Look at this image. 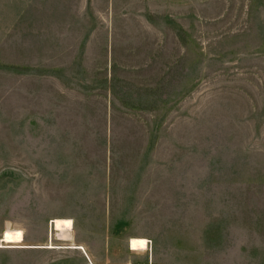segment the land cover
Returning a JSON list of instances; mask_svg holds the SVG:
<instances>
[{
	"label": "rangeland",
	"instance_id": "1",
	"mask_svg": "<svg viewBox=\"0 0 264 264\" xmlns=\"http://www.w3.org/2000/svg\"><path fill=\"white\" fill-rule=\"evenodd\" d=\"M55 217L0 264H264V0H0V241Z\"/></svg>",
	"mask_w": 264,
	"mask_h": 264
},
{
	"label": "bare ground",
	"instance_id": "2",
	"mask_svg": "<svg viewBox=\"0 0 264 264\" xmlns=\"http://www.w3.org/2000/svg\"><path fill=\"white\" fill-rule=\"evenodd\" d=\"M74 228V223L71 218L68 217H55L52 220V233L51 239L46 244H28L25 242V232L21 228H6L1 236L2 244L0 247H24V248H53L59 246L55 244L53 238V231H61V235L65 238L70 236L71 231ZM50 237V235H49ZM70 248L84 249L83 245L70 242L68 245ZM149 247V238L145 236H132L129 240V248L131 250L144 251ZM131 264V263H128ZM153 264V263H151Z\"/></svg>",
	"mask_w": 264,
	"mask_h": 264
},
{
	"label": "crops",
	"instance_id": "3",
	"mask_svg": "<svg viewBox=\"0 0 264 264\" xmlns=\"http://www.w3.org/2000/svg\"><path fill=\"white\" fill-rule=\"evenodd\" d=\"M86 252V251H85ZM87 254V253H86ZM88 255V254H87ZM91 264H94L92 261H91Z\"/></svg>",
	"mask_w": 264,
	"mask_h": 264
}]
</instances>
